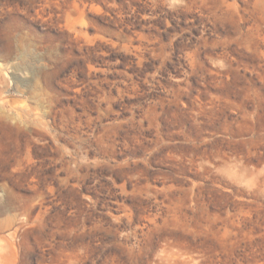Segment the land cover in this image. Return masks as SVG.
Returning <instances> with one entry per match:
<instances>
[{
    "label": "rangeland",
    "instance_id": "obj_1",
    "mask_svg": "<svg viewBox=\"0 0 264 264\" xmlns=\"http://www.w3.org/2000/svg\"><path fill=\"white\" fill-rule=\"evenodd\" d=\"M0 264H264V0H0Z\"/></svg>",
    "mask_w": 264,
    "mask_h": 264
}]
</instances>
